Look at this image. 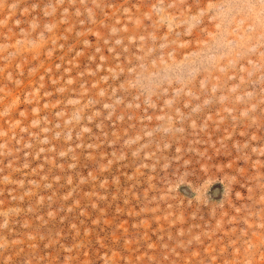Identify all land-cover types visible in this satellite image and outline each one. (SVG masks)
I'll return each mask as SVG.
<instances>
[{
  "label": "rangeland",
  "instance_id": "obj_1",
  "mask_svg": "<svg viewBox=\"0 0 264 264\" xmlns=\"http://www.w3.org/2000/svg\"><path fill=\"white\" fill-rule=\"evenodd\" d=\"M0 264H264V0H0Z\"/></svg>",
  "mask_w": 264,
  "mask_h": 264
}]
</instances>
